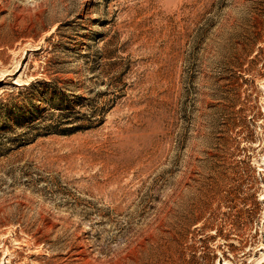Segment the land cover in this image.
Segmentation results:
<instances>
[{
  "label": "rangeland",
  "instance_id": "obj_1",
  "mask_svg": "<svg viewBox=\"0 0 264 264\" xmlns=\"http://www.w3.org/2000/svg\"><path fill=\"white\" fill-rule=\"evenodd\" d=\"M0 264H264V0H0Z\"/></svg>",
  "mask_w": 264,
  "mask_h": 264
}]
</instances>
